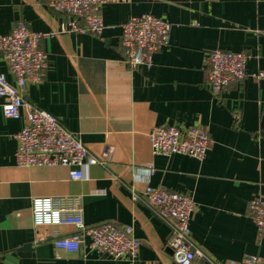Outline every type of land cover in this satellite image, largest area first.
Returning a JSON list of instances; mask_svg holds the SVG:
<instances>
[{"label":"crops","instance_id":"0c3cea01","mask_svg":"<svg viewBox=\"0 0 264 264\" xmlns=\"http://www.w3.org/2000/svg\"><path fill=\"white\" fill-rule=\"evenodd\" d=\"M101 13L100 36L67 34L50 0H0V36L19 21L45 35L49 68L25 88V100L57 117L95 156L111 152L105 165L85 167L83 180H72L67 167H20L16 135L26 113L5 117L0 98V264H178L170 227L144 196L148 186L193 198L191 233L206 255L195 264H243L251 256L264 264V236L249 208L264 198V82L247 78L215 96L205 71L215 49L249 55L248 73L264 69V0H104ZM145 14L172 24L169 43L150 67L132 68L121 25ZM0 74L15 83L1 54ZM169 125L206 131L207 155L155 154L150 133ZM44 198L81 208L89 227H131L142 243L138 259L56 249L57 239L77 230L35 226L33 201Z\"/></svg>","mask_w":264,"mask_h":264},{"label":"built area","instance_id":"2783aa9c","mask_svg":"<svg viewBox=\"0 0 264 264\" xmlns=\"http://www.w3.org/2000/svg\"><path fill=\"white\" fill-rule=\"evenodd\" d=\"M104 0H50V8L63 16L61 31L100 36L106 26L101 7ZM172 24L145 14L134 16L121 25V43L126 50V62L132 67H150L154 54L168 45ZM41 33L31 31L24 21L16 23L12 32L0 36V54L8 63L15 79L11 83L0 74V98L5 117L18 119L26 113V124L16 135L19 149L16 163L20 167H55L70 169L72 180L84 179V168L105 165L111 152L102 158L92 154L78 136L69 132L51 113L38 109L25 100L24 90L30 84H40L49 68V56L40 48ZM250 57L244 52L211 51L205 61L209 88L215 96L222 95L232 84L249 78L264 82V69L247 72ZM153 152L161 155H186L204 158L211 146L210 135L200 128L183 130L176 126L155 127L150 133ZM144 196L156 214L170 227V247L178 264H195L206 255L194 243L190 224L195 212L192 197L167 190L146 187ZM257 232L264 236V198L251 201ZM35 226L73 225L76 233L57 239L56 249L66 253L95 251L116 260H137L141 241L129 226L120 227L104 222L89 227L81 208L67 209L58 198L35 199L32 206ZM88 239V240H86ZM256 256L246 257L243 264H257Z\"/></svg>","mask_w":264,"mask_h":264}]
</instances>
